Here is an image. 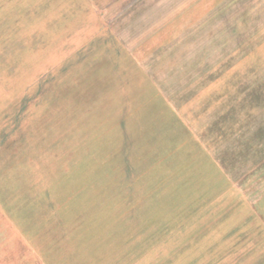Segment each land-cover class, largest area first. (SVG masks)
Segmentation results:
<instances>
[{
    "label": "rangeland",
    "instance_id": "374dc122",
    "mask_svg": "<svg viewBox=\"0 0 264 264\" xmlns=\"http://www.w3.org/2000/svg\"><path fill=\"white\" fill-rule=\"evenodd\" d=\"M0 264H264V0L3 3Z\"/></svg>",
    "mask_w": 264,
    "mask_h": 264
},
{
    "label": "trees",
    "instance_id": "16d2710c",
    "mask_svg": "<svg viewBox=\"0 0 264 264\" xmlns=\"http://www.w3.org/2000/svg\"><path fill=\"white\" fill-rule=\"evenodd\" d=\"M8 1H10V0H0V7L2 6V4L4 3H8ZM96 1V0H95Z\"/></svg>",
    "mask_w": 264,
    "mask_h": 264
}]
</instances>
